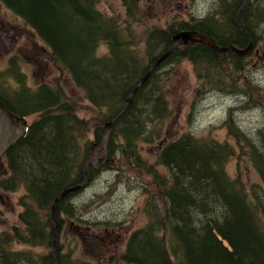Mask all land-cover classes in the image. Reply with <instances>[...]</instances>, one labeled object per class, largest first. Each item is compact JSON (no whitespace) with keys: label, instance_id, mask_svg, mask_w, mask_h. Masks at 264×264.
<instances>
[{"label":"trees","instance_id":"trees-1","mask_svg":"<svg viewBox=\"0 0 264 264\" xmlns=\"http://www.w3.org/2000/svg\"><path fill=\"white\" fill-rule=\"evenodd\" d=\"M242 1L221 0L220 9L199 21L173 19L166 27H152L145 48L139 50L132 40L131 22L99 10L100 0H0L37 32L55 67L84 92L102 123L118 117L111 129L110 156L149 179L143 206L147 220L131 233L121 258L125 264H264V126L255 139L229 117L222 126L235 143L188 131L160 141L156 163H149L141 152L143 144L162 138L172 115L166 79L161 78L165 67L183 60L192 63L199 80L195 98L207 89L234 94L245 83L255 94L253 99L264 98L256 84L238 79L245 57L215 52L201 43L175 47L120 115L132 89L171 48L176 32L193 30L221 46L245 47L248 41L234 21ZM123 4L127 18L137 16L136 0ZM239 19L258 45L264 5L254 0ZM102 44L107 51H100ZM10 70L21 88L11 96L0 92V99L17 115L37 117L4 154L10 175L1 180L3 189L24 186L25 193L19 198L23 207L19 225L0 233V264H54L52 253L29 255L13 249V243L52 247V205L64 189L83 182L82 167L93 144L87 139L92 121L88 124L77 115L75 102L62 87L41 84L32 90L16 64ZM103 128L95 127L97 139ZM245 156L260 182L249 185L240 171L229 172L230 161ZM105 168L110 165L90 167V178ZM82 190L60 201L58 215H74L72 202ZM64 255L58 253L59 264H87Z\"/></svg>","mask_w":264,"mask_h":264},{"label":"rangeland","instance_id":"rangeland-1","mask_svg":"<svg viewBox=\"0 0 264 264\" xmlns=\"http://www.w3.org/2000/svg\"><path fill=\"white\" fill-rule=\"evenodd\" d=\"M136 2L137 16L130 19L127 18L123 0H100L98 8L107 15H119L120 22L125 20L131 22L130 28L134 35L132 40L138 44L139 50L145 48L147 32L152 27H166L167 22L173 19L199 21L213 15L221 6V0H136ZM251 2L254 0H250L247 6ZM260 3L264 5V0H260ZM1 5L4 6L3 11L16 19L15 22L23 29V38L21 37L22 40L15 46L17 59L14 64L17 65L18 71L24 74L26 85L32 90L40 84L47 83L54 88L62 87L68 98L75 102L77 115L85 118L88 124L90 120L92 121L87 131V139L96 141L95 127L97 125L104 127V123L95 114L96 110L87 101L84 92L75 86L69 75L61 73L55 67L49 57V48L33 30L31 31L34 34L27 30L31 27L22 18H17L2 2ZM259 33L263 38L259 40L256 49L264 51V25ZM107 49L105 44L100 47L101 52ZM244 57V72L237 75L238 79L256 84L260 88L256 90H260L264 95V57L257 55L254 50ZM11 66L9 58H0V91L8 96L21 88V84L10 73ZM166 71L168 74H165ZM161 78L166 79L164 88L172 115L164 124L162 138L141 146L142 155L149 163H156L162 147L160 141L171 140L188 131L235 143L227 128L222 126L229 117L234 118L245 134L255 139L258 129L264 126V98L253 99L255 94L251 93L246 83L242 90L234 94L218 89H207L205 93L195 98L199 80L192 63L187 60L165 67L161 72ZM35 117L37 115L28 116V122L31 123ZM237 152L240 153L238 146ZM102 153L104 154V151ZM109 159L107 164L110 168L100 170L89 186L74 197L72 202V207L76 209L74 215L59 214L61 231L58 235L60 239L57 242V255L69 254L70 256L66 257L68 260H80L87 264H125L121 258L128 239L131 233L142 227L147 220L143 206L147 198L144 186L149 188V179L141 171L135 169L131 171L122 166L114 157L110 156ZM228 168L232 175L240 171L249 185L261 180L246 156L243 159H232ZM24 193L25 187L21 186L9 195L13 208L0 203V233L11 231L14 225H19L18 215L23 210L19 198ZM95 235L102 237L101 240L95 238ZM13 249L23 250L29 255L52 253V247L28 246L18 242L13 243Z\"/></svg>","mask_w":264,"mask_h":264},{"label":"water","instance_id":"water-1","mask_svg":"<svg viewBox=\"0 0 264 264\" xmlns=\"http://www.w3.org/2000/svg\"><path fill=\"white\" fill-rule=\"evenodd\" d=\"M248 3H249V0H243L240 8L238 9V11L235 13V16H234L235 23L237 24L239 29L249 39V43L246 47L239 48L234 44L221 46V45H218L212 37L206 34H201L193 30H182V31L176 32L173 35L174 43L171 46V48L168 51H166L160 58H158L151 65L148 73L140 80L138 85L132 89L129 97L127 98L125 102V105L120 115L131 104L132 98L137 92V90L140 87H142L144 84H146V82L150 78L154 69H156L162 62H164L170 56V54L173 52L175 47H179V46L189 47L194 43H201V44H204L210 47L213 51L219 52V53L231 52V53H235L239 57H244L247 54H249L250 51L253 50L255 46V42H254L253 37L246 31L245 26L239 20V16L241 12L244 10L245 7H247ZM117 118L118 117H116L114 120L107 121L105 123L103 132L101 133L99 138L92 144L90 148V153L83 165V173H84L83 183L64 189L54 199V202L52 205V215H53V220L55 224V231L53 234V246H52V255L54 259V264H59L58 257H57V239H56L58 234L61 231V221L58 216L59 203L60 201L65 199L68 194L77 192L78 190L85 188L89 185L90 183L89 167H97V166L106 164L110 161L108 144H109L111 129L114 126V122L117 120ZM27 125H28V122L25 117L16 115L14 112H12L9 109V107L2 100H0V157L5 154V152L10 148V146L15 141H17L22 136H24V134L26 133ZM103 151H104V155L101 156Z\"/></svg>","mask_w":264,"mask_h":264},{"label":"flooded vegetation","instance_id":"flooded-vegetation-1","mask_svg":"<svg viewBox=\"0 0 264 264\" xmlns=\"http://www.w3.org/2000/svg\"><path fill=\"white\" fill-rule=\"evenodd\" d=\"M3 7L4 6L1 5V3H0V58H2V59L9 58L10 63L14 64L16 62V59H17V55H16L17 52L15 50L16 49L15 46H16L18 41L22 40L21 37L23 38V36H22L23 35V29L21 27H19L18 24L15 22L16 19L10 17L8 13L3 11V9H2ZM186 8H187V6H185V9ZM14 15L17 18H19V16H17L16 14H14ZM27 30L30 33H33L31 31L32 30L31 28L30 29L27 28ZM241 33L244 35V37L247 39V41L249 43L248 37L242 31H241ZM248 43H247V45H248ZM18 51L23 52L20 50H18ZM254 52L257 55L264 57V51H261L260 49H256V47L254 48ZM98 171L100 173V170H98ZM8 173H9V169L7 166V162H5V160L3 158H1L0 159V203L3 206L9 205L13 208L14 205H13V203H11L9 195L15 190H12V191L5 190V189H3L2 184H1V180L2 179L6 180V178H7L6 175H8ZM95 238H97L100 241L102 237H100L99 235H95Z\"/></svg>","mask_w":264,"mask_h":264},{"label":"bare ground","instance_id":"bare-ground-1","mask_svg":"<svg viewBox=\"0 0 264 264\" xmlns=\"http://www.w3.org/2000/svg\"><path fill=\"white\" fill-rule=\"evenodd\" d=\"M249 1H250V0H249ZM82 183H83V182H82ZM85 188H86V187H85ZM85 188H82V189H85ZM82 189H80V190H82ZM78 191H79V190H78ZM78 191H77V192H78Z\"/></svg>","mask_w":264,"mask_h":264}]
</instances>
